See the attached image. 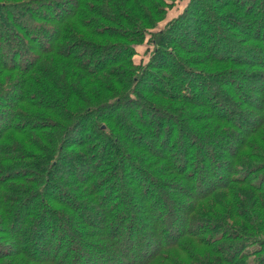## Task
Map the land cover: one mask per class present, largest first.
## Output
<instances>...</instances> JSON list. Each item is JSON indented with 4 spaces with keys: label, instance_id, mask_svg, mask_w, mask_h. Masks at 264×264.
<instances>
[{
    "label": "trees",
    "instance_id": "trees-1",
    "mask_svg": "<svg viewBox=\"0 0 264 264\" xmlns=\"http://www.w3.org/2000/svg\"><path fill=\"white\" fill-rule=\"evenodd\" d=\"M0 264H264V0H0Z\"/></svg>",
    "mask_w": 264,
    "mask_h": 264
},
{
    "label": "rangeland",
    "instance_id": "rangeland-1",
    "mask_svg": "<svg viewBox=\"0 0 264 264\" xmlns=\"http://www.w3.org/2000/svg\"><path fill=\"white\" fill-rule=\"evenodd\" d=\"M176 8H177V5L175 7H173L172 9H170L171 12L168 13L169 14L168 18L177 14ZM143 47H144V45L140 46V48L138 49L139 50V53H138L139 55L136 57L137 61L140 60V58L143 57V55L146 56V54H144V52L142 50Z\"/></svg>",
    "mask_w": 264,
    "mask_h": 264
}]
</instances>
